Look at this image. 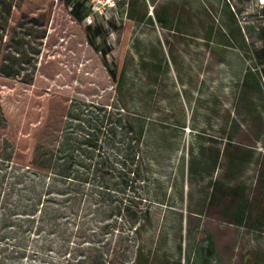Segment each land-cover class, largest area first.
<instances>
[{
    "label": "rangeland",
    "instance_id": "1",
    "mask_svg": "<svg viewBox=\"0 0 264 264\" xmlns=\"http://www.w3.org/2000/svg\"><path fill=\"white\" fill-rule=\"evenodd\" d=\"M17 7L0 84L36 80L83 157L18 165L0 120V264H264V0L120 2L97 19L119 84L58 0Z\"/></svg>",
    "mask_w": 264,
    "mask_h": 264
},
{
    "label": "trees",
    "instance_id": "2",
    "mask_svg": "<svg viewBox=\"0 0 264 264\" xmlns=\"http://www.w3.org/2000/svg\"><path fill=\"white\" fill-rule=\"evenodd\" d=\"M58 1L60 7L68 13L71 20L79 25L83 24L87 9L84 0ZM17 11V0H0V70L9 76L22 73L21 64L28 56V53L24 52L21 58V55L13 56L6 61L3 54L5 48H2V45L6 46L9 36L6 32L8 31L7 26L10 21L16 19ZM49 15L50 13L47 14V17ZM83 30L87 42L101 54V61L112 81L119 84L121 72L117 67L111 66L109 58L111 47L106 44H97V40L105 36L103 25L95 19L92 24L85 25ZM50 36L51 32L46 36V30H44L41 37L43 39L46 37L47 44ZM13 38H16V35L11 36V41L15 40ZM36 67V65L33 66V70L24 73V76L34 80ZM42 68L40 64L38 70ZM19 86V84H15L14 80L4 81L0 84V120L8 128L7 136L4 139L7 151L11 155H15L17 160L14 161L23 167L33 168L41 172L51 168L58 174L62 173L63 176L78 173L79 159L83 157L82 148H71L72 140L66 138L64 140L59 139L56 146H52V143L49 144L51 142L50 137L54 136L53 129L66 115H63L59 107L56 109H59V114L53 112L49 106V100L44 96L45 93L41 92L42 87L36 83V80L33 82V88L30 87L26 92L19 90ZM18 93L21 94L19 97ZM60 102L58 103L60 104ZM19 130H21V134H18ZM77 143L80 145V142ZM260 205L257 220L264 224V201ZM246 209V207H241L237 211L236 219L239 222L247 217ZM136 263L148 264V260L141 249L137 252Z\"/></svg>",
    "mask_w": 264,
    "mask_h": 264
},
{
    "label": "built area",
    "instance_id": "3",
    "mask_svg": "<svg viewBox=\"0 0 264 264\" xmlns=\"http://www.w3.org/2000/svg\"><path fill=\"white\" fill-rule=\"evenodd\" d=\"M87 5L84 25H90L96 19L109 20L113 18L110 12L120 5V2L126 0H84ZM261 2L263 0H260Z\"/></svg>",
    "mask_w": 264,
    "mask_h": 264
}]
</instances>
